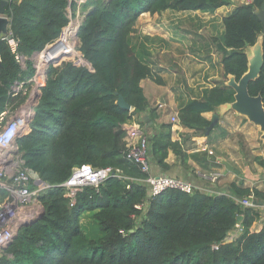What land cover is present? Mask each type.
<instances>
[{"label": "trees", "instance_id": "trees-1", "mask_svg": "<svg viewBox=\"0 0 264 264\" xmlns=\"http://www.w3.org/2000/svg\"><path fill=\"white\" fill-rule=\"evenodd\" d=\"M262 1L238 5L222 18L223 31L211 45L224 78L233 75L238 80L247 70L245 44L252 46L260 33L261 22L254 9ZM68 3L6 0L4 14L26 65L22 68L15 62L0 38V113L24 100L11 96L10 86L32 77L30 57L53 43L67 26ZM230 3L87 0L84 9L90 8L77 30V51L83 60L64 55L48 66L28 129L16 138L24 167L48 187L37 196L41 215L18 229L2 249L0 264H264V222L258 230L252 229L260 209L243 207L238 201L250 193L264 201V192L231 183V195L206 194L195 188L191 192L167 188L149 195L146 173L124 156L123 124L147 110L140 81L152 76L132 44L137 18L167 9L213 13ZM71 7L74 11L76 4L72 2ZM262 47L261 72L248 90L251 95L260 94L264 105V39ZM119 95L132 109L117 104ZM233 100L234 91L222 81L181 106L179 122L205 133L209 121L202 114ZM148 140L149 156L162 168L168 167L164 160L169 149L180 159L186 157L168 134L152 135ZM83 164L118 169L120 176L107 177L97 190L84 186L71 199L63 183ZM260 164L264 166V161ZM85 212L92 213V226L82 225ZM237 225L240 233L227 241Z\"/></svg>", "mask_w": 264, "mask_h": 264}, {"label": "crops", "instance_id": "crops-1", "mask_svg": "<svg viewBox=\"0 0 264 264\" xmlns=\"http://www.w3.org/2000/svg\"><path fill=\"white\" fill-rule=\"evenodd\" d=\"M249 2L250 0H231L230 5L222 6L213 13L199 10L174 11L170 9L154 14L146 12L140 14L136 20L132 32V44L135 51L139 52V57L151 68L152 76L140 81L143 94L148 101L147 110L132 115L131 119L124 125L138 126L148 137L168 134L170 139L177 142L181 151L186 155L185 159H180L172 149H169L164 160L168 165L167 168L158 166L150 158L151 173L179 177L206 194L231 195V183L264 192V166L260 164L261 161H264V141L258 136L260 145L258 144L256 150H252L255 154L253 160L255 166L252 168L254 170L235 168L229 162L233 158L226 157L229 154L228 151L222 159L229 160L228 162L234 167V171L227 170L223 164L222 166L216 165L217 162L221 164L220 157H222L218 154L217 149L222 142L228 140L225 138L229 136L231 131L235 130L245 135H252V129L257 130L258 126H253L254 124H251L249 120L243 124L241 117L244 116L232 110H225L223 107H217L212 112L202 114L208 121L211 120L212 114L219 115L217 125L207 135L185 127L178 119V111L187 101L201 98L207 89L222 81L225 84L227 80L224 78L218 53L211 45L212 41L207 40V36L213 37V31L211 30L204 35L202 27L205 25H202L203 22L212 27L211 20L217 17L222 25V18L231 10L238 5ZM71 3L67 5V14L70 13L73 23L82 21L86 14L82 11L84 9H80L82 4L73 11ZM83 3L85 7L87 0H84ZM219 30L223 31V25L218 28ZM215 33L217 32L215 31ZM190 35L194 37L190 38ZM35 56L37 54L33 53L30 57L33 62ZM40 91L39 89L37 92L39 94L34 108L38 102ZM172 117L176 118L175 121H172ZM165 124L170 125V127H165ZM224 139L225 141H223ZM260 140L262 141L260 142ZM246 142L248 145V137H246ZM229 146L235 149L234 151L238 150L235 140L231 141ZM253 147L255 146L253 145ZM18 156L21 158L19 151ZM12 163L10 162V165ZM22 165L24 166V162ZM200 170H218L221 176L216 182L209 183L196 176L195 172ZM32 174L37 175L34 172ZM6 194V190L0 188V201L5 198ZM259 202H263V205L257 207L260 209L261 216L253 223V230H258L264 222V201ZM91 216V212H85L80 218L82 225L92 226L93 219ZM239 233L237 228L232 229L226 240L232 241Z\"/></svg>", "mask_w": 264, "mask_h": 264}, {"label": "built area", "instance_id": "built-area-1", "mask_svg": "<svg viewBox=\"0 0 264 264\" xmlns=\"http://www.w3.org/2000/svg\"><path fill=\"white\" fill-rule=\"evenodd\" d=\"M83 1L69 0L68 4L70 5L73 2L76 7H79ZM67 16L69 18L67 26L62 29L59 37L54 41H59L61 45L49 55L50 60H59L64 55H74L78 57L79 61L83 60L82 57H79L76 48L78 46L76 34L81 20L79 21L80 23H73L69 12ZM2 40L5 41L15 62L24 68L26 58L20 53L19 40L12 34L9 26ZM34 58V62L32 61L34 74L32 77L22 81H15L10 86V95L23 97L24 100L14 109L8 108L0 113V188L5 189L7 192L5 198L0 201V253L12 239L19 223L35 218L41 213V205L37 196L39 192L48 187L45 181L39 176L32 174L30 170L22 165L24 161L22 157L18 156V149L15 143L16 138L27 131L29 122L34 114V104L39 94L37 92L44 84V72L50 65L48 58L42 52ZM175 119V117H172V121H175ZM123 128L126 130L124 156L137 164L142 172L146 173L144 182L148 184L149 195H156L167 188H175L186 192H191L194 189L190 182L179 177L151 173L148 137L138 126H125L123 124ZM10 162L12 163L11 165ZM197 174L198 177L209 183L216 182L221 176L218 170H207L197 172ZM111 175L120 176V170H113L110 167L95 168L89 164H83L72 170L70 177L63 183V186L66 188V195L73 199L76 192L84 186H91L97 190L99 185ZM254 200L257 199L253 193H250L238 201L243 207L263 205V202L260 205L255 204ZM141 206V204L136 205L137 208H141ZM236 228L240 231L238 225ZM214 248H217V245Z\"/></svg>", "mask_w": 264, "mask_h": 264}, {"label": "water", "instance_id": "water-1", "mask_svg": "<svg viewBox=\"0 0 264 264\" xmlns=\"http://www.w3.org/2000/svg\"><path fill=\"white\" fill-rule=\"evenodd\" d=\"M6 5V1H1L0 6V38H2L8 31L9 20L4 15V6ZM254 14L257 16L259 21L261 22V30L257 37L256 42L249 46L248 43L245 44L246 50H250V54L247 53L248 56V64L247 70L240 76L238 80H236L235 76L227 75V80L225 81V85L230 87L234 91V100L230 103H225L220 105L219 107H223L225 110H232L235 113L246 117L251 123L259 127L261 131V139L264 141V105L262 101V97L260 94L251 95L249 93L248 87L251 81H254L258 78L261 68L263 65V47L262 42L264 39V0L261 2L260 6L254 9ZM77 35V34H76ZM78 38V36H77ZM79 38H78V46H79ZM60 42L56 41L50 46L44 48L42 53H44L45 57L48 58L49 64L54 63L57 59H49V55L53 52V50L60 47ZM39 54L40 52H35ZM47 70L44 72V76L46 78ZM117 104L123 108L130 109V105L124 101L122 96H118ZM219 115L212 114L211 120L209 124L205 127V134L207 135L209 131L215 127L218 123ZM221 164L225 166V168L229 171H234V167L226 160L220 159ZM254 203L260 205L261 202L254 200ZM42 213V211H41ZM41 213L35 218L25 220L18 224L15 229V233L13 237L16 235L18 229L31 223L39 218ZM241 217H238L240 220ZM1 256V253H0Z\"/></svg>", "mask_w": 264, "mask_h": 264}, {"label": "rangeland", "instance_id": "rangeland-1", "mask_svg": "<svg viewBox=\"0 0 264 264\" xmlns=\"http://www.w3.org/2000/svg\"><path fill=\"white\" fill-rule=\"evenodd\" d=\"M86 1V0H85ZM84 2V1H83ZM82 2V7H80V9L82 10V9H84V6H83V3ZM78 7V6H77ZM76 7V8H77ZM82 11H84V13H87V10H82ZM82 15V14H81ZM71 19H73L72 17H71ZM138 19V18H137ZM136 23V22H135ZM202 25H205V26H203L202 28H203V33H204V35H206V33L207 32H209V31H213V37H209V36H207V40H210V42L215 38V37H217V36H219L222 32H221V30H219L218 31V28H221V26L223 25H221V22H220V19H218L217 17H214L212 20H211V26L212 27H209V26H207V24L206 23H204L203 22V24ZM135 26V25H134ZM215 31L217 32V33H215ZM191 37H194V36H191L190 35V38ZM76 48H78V46L76 47ZM75 51H76V49L74 50V53H75ZM247 52H248V54H250V50H246ZM136 53H137V55L139 56V52H137L136 51ZM242 119V123L243 124H246V120H248L246 117H241ZM245 118V119H244ZM225 124V123H224ZM252 124V123H251ZM251 126V125H250ZM253 126H255V125H253ZM252 128H254V127H252ZM258 128V127H257ZM253 131H252V135L251 134H243V133H240V132H238V131H235V130H233V131H231L230 133H229V136H227L225 139H227L228 138V140L227 141H225V139L223 140V141H225V142H222L221 144H220V147H218V154L219 155H221L222 157H220L221 159L222 158H224L225 157V155H227V151L229 152V154L226 156V157H231V158H233V159H230V163L235 167V168H237V169H244V168H247L248 170H254V169H252V168H254V162H253V160H254V156H255V154L252 152V150L254 151V150H256L257 149V146H259L260 145V143L258 142V139H257V136L261 139V131L259 130V128L256 130V129H252ZM255 134V135H254ZM146 135V137H147V134H145ZM246 137H248V142H249V144H250V146H249V144L247 145V142H246ZM233 140H235L236 142H237V145H238V150H236V151H234L235 149H232V148H230V143H231V141H233ZM257 140V141H256ZM262 140H260V142H261ZM259 144V145H258ZM253 145L255 146V147H253ZM256 148V149H255ZM237 158V159H236ZM197 172H203L202 170H200V171H197ZM197 172H195L196 173V176L198 177V174H197ZM200 178V177H199ZM202 179V178H201ZM204 180V179H203ZM206 181V180H205Z\"/></svg>", "mask_w": 264, "mask_h": 264}]
</instances>
